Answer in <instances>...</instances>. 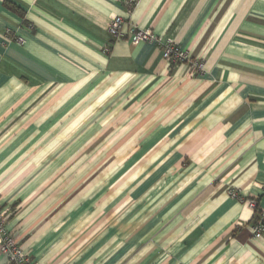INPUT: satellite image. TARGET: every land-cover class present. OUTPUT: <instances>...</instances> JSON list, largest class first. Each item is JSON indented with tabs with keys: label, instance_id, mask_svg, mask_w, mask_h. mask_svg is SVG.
Masks as SVG:
<instances>
[{
	"label": "crops",
	"instance_id": "crops-1",
	"mask_svg": "<svg viewBox=\"0 0 264 264\" xmlns=\"http://www.w3.org/2000/svg\"><path fill=\"white\" fill-rule=\"evenodd\" d=\"M233 189L264 207V0H0V212L35 264H264Z\"/></svg>",
	"mask_w": 264,
	"mask_h": 264
},
{
	"label": "built area",
	"instance_id": "built-area-1",
	"mask_svg": "<svg viewBox=\"0 0 264 264\" xmlns=\"http://www.w3.org/2000/svg\"><path fill=\"white\" fill-rule=\"evenodd\" d=\"M124 20L121 17L113 19L109 32L114 41L123 40ZM131 42L133 44L149 43L157 44L163 48V57L171 65L175 66L181 63H191L192 69L198 73L202 72L204 65L200 61H192L189 54L181 50L171 41L163 42V40L154 34L151 30H144L138 27H133L130 31ZM21 41V40H20ZM232 198L239 200L242 203L248 204L253 210H258V223L253 227L255 238L261 239L264 237V207H258L257 202L253 199L243 198L236 190H230L228 193ZM6 213L0 212V251L7 258L9 264H35L28 254L20 246L16 237L11 235L5 224Z\"/></svg>",
	"mask_w": 264,
	"mask_h": 264
}]
</instances>
